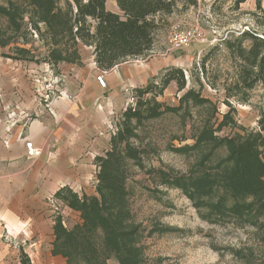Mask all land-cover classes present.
Returning a JSON list of instances; mask_svg holds the SVG:
<instances>
[{
    "label": "rangeland",
    "instance_id": "rangeland-1",
    "mask_svg": "<svg viewBox=\"0 0 264 264\" xmlns=\"http://www.w3.org/2000/svg\"><path fill=\"white\" fill-rule=\"evenodd\" d=\"M39 1L0 0L1 150L14 143L26 152L28 127L52 116L55 101L85 109L92 129L79 146V177L62 187L80 201H102L125 247L113 246L102 225L71 207L67 191L40 202L30 194L16 198L3 181L18 170L8 171L9 160H0V197L8 201L6 208L0 204V264H20V253L31 264H264V73L256 80V70L236 52L253 55L264 40V0L180 1L170 15L157 14L152 49L121 62L134 79L114 89L96 86L102 72L93 64V46L75 36L72 2L48 0L52 7L44 18ZM105 7L120 13L116 0H106ZM187 29L197 39L185 46L169 42L172 31ZM173 67L182 70L185 85L174 80L141 99L154 97L160 109L174 110L133 120L128 147L138 158L124 157V142L114 141L125 127L121 114L135 106L138 89L158 85ZM189 90L204 102L181 101ZM199 135L204 143L182 147ZM236 135L252 139L258 152L263 169L252 182L258 194L236 186L224 145ZM121 150L122 166L115 171L100 160ZM28 171L22 169L24 178ZM177 178L205 183L204 192L220 200V216L208 211V196L199 201L200 191L190 188L189 195L176 187Z\"/></svg>",
    "mask_w": 264,
    "mask_h": 264
},
{
    "label": "trees",
    "instance_id": "trees-1",
    "mask_svg": "<svg viewBox=\"0 0 264 264\" xmlns=\"http://www.w3.org/2000/svg\"><path fill=\"white\" fill-rule=\"evenodd\" d=\"M39 1V0H38ZM75 6L74 13V26L75 36L86 44L93 46V59L97 68L101 70H110L114 65L128 60V58L142 57L146 52L150 51L153 46V36L157 29V14L170 15L176 8L178 2H182L184 6L196 4V0H116V5L120 13L110 11L106 9V0H69ZM43 2V3H42ZM52 5L51 1L40 0L38 8L44 9V18L50 11ZM248 32H243L244 36H247ZM250 38H257L253 34H249ZM259 40V39H258ZM253 55L251 52L248 55L244 54L241 49H237L239 58L244 61L246 67L255 69L257 72L256 80L264 73V40H259ZM159 78V86L152 83H146L143 88L137 90L139 99L136 101L135 106L126 108L121 114L122 122L125 125L123 129H118L115 133L114 141L124 142V152L116 151V153L109 154L107 159H100L104 161V165L108 166L112 170H116L121 167L120 156L127 158H138V153L132 147H128V140L134 135L132 122L133 120L140 122L145 118L159 117L160 114L166 111H172L169 107L160 109V105L155 102L154 97L144 98L141 97L145 93L154 91L158 88L156 93L161 91L171 81H176L179 87L185 85L184 74L180 68L173 67L165 71ZM248 73V72H247ZM255 79L254 77L251 79ZM194 99L199 102H204L202 99H196V95L192 93V90L187 91L182 97L183 100ZM131 125V127H130ZM260 128H264V122L260 121ZM205 141H201V135H199L191 146L184 145L183 148H194L196 145H200ZM210 143V140H207ZM224 145L227 147L228 158L233 162L234 176L236 186L244 192H255L258 194L260 190L252 184L254 179L257 180V173L263 169L261 163H259L258 152L252 139L248 136H233L224 141ZM181 149V148H180ZM176 149V150H180ZM122 153V155H121ZM99 160V161H100ZM175 186L179 187L183 192L188 193L189 189L200 191L199 198L209 197V193L204 192L203 186L205 183L201 181H195L193 179L177 178L175 179ZM196 186V188L194 187ZM101 188V187H100ZM122 189V187H121ZM67 191L66 187H61L55 193L61 195L62 192ZM69 192V191H67ZM204 192V194H202ZM194 194H197L194 193ZM69 205L75 209L80 210L84 217L90 221H96L105 230L107 236L112 238L111 244L113 246H124L122 239L123 235L120 230L117 229L118 225L111 223L105 214L104 203L98 201L95 197H84L83 201H80L74 193H68ZM103 196V194H100ZM193 198L192 196H189ZM210 200L208 211H214L220 216L217 205L220 204V200L215 201L209 197ZM259 206V212L264 211V199H262ZM208 202H206L207 204ZM125 233V232H124ZM125 252V250H124ZM20 264H31L30 259L26 254L20 253ZM127 261V259H125Z\"/></svg>",
    "mask_w": 264,
    "mask_h": 264
},
{
    "label": "crops",
    "instance_id": "crops-1",
    "mask_svg": "<svg viewBox=\"0 0 264 264\" xmlns=\"http://www.w3.org/2000/svg\"><path fill=\"white\" fill-rule=\"evenodd\" d=\"M92 60L94 64L93 56ZM127 67L118 63L110 70H101L106 84L114 89L115 85L124 83L127 78L133 80L134 77H128L132 74ZM51 106L52 116L48 115L49 113L42 115L28 127V140L40 150V155L28 157L21 144L13 147V143L11 150H8L10 153L0 147V160H9L8 171L18 170L3 181L7 188H15L11 192H15L16 198L30 194L33 201L40 202L46 195L54 194L60 187L78 180L79 168L76 165L79 146L86 142L87 134L91 133V122L86 120L85 109L81 110L71 102L55 101ZM22 169L29 170L25 178ZM0 198V204L6 208L8 201L4 196Z\"/></svg>",
    "mask_w": 264,
    "mask_h": 264
},
{
    "label": "built area",
    "instance_id": "built-area-1",
    "mask_svg": "<svg viewBox=\"0 0 264 264\" xmlns=\"http://www.w3.org/2000/svg\"><path fill=\"white\" fill-rule=\"evenodd\" d=\"M193 38L197 39V36L194 33V31H192L191 29H187L186 31L174 30L169 35V42L173 44L174 46H185V45H188V43ZM95 81L101 87L106 86V81H105V77L103 74H99L96 77ZM132 100H133V97L130 96V101ZM25 147H26V152L29 156H38L41 153L39 149L33 146L31 141L26 142Z\"/></svg>",
    "mask_w": 264,
    "mask_h": 264
}]
</instances>
